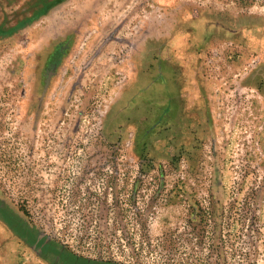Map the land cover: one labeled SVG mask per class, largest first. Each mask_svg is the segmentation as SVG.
Wrapping results in <instances>:
<instances>
[{"label":"rangeland","instance_id":"374dc122","mask_svg":"<svg viewBox=\"0 0 264 264\" xmlns=\"http://www.w3.org/2000/svg\"><path fill=\"white\" fill-rule=\"evenodd\" d=\"M0 264H264V0H0Z\"/></svg>","mask_w":264,"mask_h":264}]
</instances>
